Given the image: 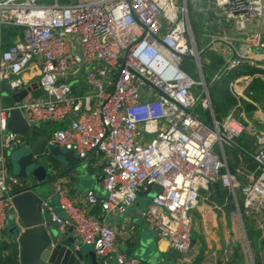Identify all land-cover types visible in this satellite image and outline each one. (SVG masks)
Segmentation results:
<instances>
[{"label": "built area", "instance_id": "1", "mask_svg": "<svg viewBox=\"0 0 264 264\" xmlns=\"http://www.w3.org/2000/svg\"><path fill=\"white\" fill-rule=\"evenodd\" d=\"M192 5L199 12L208 9L207 26L229 23L236 32L264 14V0H193ZM3 27L19 28L5 48ZM256 36L264 61V40ZM194 51L187 0H0V238L9 212L15 216L9 195L21 186L8 151L28 144L7 127L12 109L20 111L30 133L67 122L47 133V147L70 150L80 160L89 154L100 158L103 195L87 190L78 205L57 183L65 216L45 202L42 207L58 234L71 231L91 247L99 264H142L117 250L106 218L124 212L152 184L158 189L140 215L182 262L192 249L190 211L211 184L224 187L236 206L238 193L239 215L264 214V129L252 126L261 117L242 116L243 101H249L242 78L248 76L227 83L233 103L218 119L199 63L198 79L180 67ZM244 65L264 71L263 64L235 54L213 77ZM23 90L25 95L13 100ZM3 93L9 104H2ZM248 129L252 151L244 153L255 167L231 171L225 148L235 147ZM94 206L97 215L90 212Z\"/></svg>", "mask_w": 264, "mask_h": 264}, {"label": "crops", "instance_id": "2", "mask_svg": "<svg viewBox=\"0 0 264 264\" xmlns=\"http://www.w3.org/2000/svg\"><path fill=\"white\" fill-rule=\"evenodd\" d=\"M205 29V37L201 36V40H206L202 50L206 49L207 52H212L209 59L206 57V65L210 64V60L214 61V65L219 68L223 60L231 55H241L251 58L254 62L260 63L262 60L263 52L258 48L257 36L263 41L264 40V14L261 19L254 21L253 23L247 25L244 30L236 32L229 23H210ZM198 43L201 44V41ZM199 47V44H197ZM201 49V48H200ZM258 59V61H257ZM260 61V62H259ZM199 78V73H197ZM191 76V75H190ZM203 80L206 82L209 77L207 73L201 72ZM244 77L246 80V87L253 79H258L261 82L262 88H264V72L257 71L251 75H246ZM210 80V79H209ZM251 109L245 110L243 108V118L247 120V116L255 114L261 120L254 119L252 121V126L255 128H264V99L257 104L256 102L249 99L246 102ZM222 116H218L220 119ZM67 122L55 124V125H41L35 128L36 133L46 137L47 133L55 127L66 126ZM245 136L243 142L245 145L241 147H226V162L229 170H234L238 166V157L233 159L232 150L239 149L241 151L247 150L245 152H251V133L250 129L243 134ZM249 141V142H247ZM237 144V143H236ZM237 152V150H236ZM83 168V174L81 169L75 168H62L56 169L52 174L51 182V193L47 200H44L45 204L51 206L56 213L60 216H65L59 207V197L54 190L55 184H61L65 194L71 198L76 204L83 205L85 202V193L87 190H94L98 194H104L102 189V176H101V160L93 154L80 160ZM82 175H86V179L82 180ZM210 185L208 189L200 195L196 206L190 211L191 217V246L192 249L187 255V258L182 259L176 258V253L171 250L169 254H166L168 247L165 240L161 239L159 236L158 241L155 244L156 253L159 256L166 257L167 260L158 264H244L243 255L241 250L238 248L240 243V230L236 219L235 212L237 211V206L232 199L231 195L226 190V194L223 198L219 200V196L213 192ZM224 188V187H223ZM154 191L151 189L141 190L138 194L136 203L128 207L124 212L113 211L107 218L106 223L113 227L115 230V246L117 250L129 254L138 258L142 264H147L145 262V253L140 254L137 249L139 246V240L143 235V239L146 241L151 238L152 235L156 234L155 229L150 225L148 219L140 215V210H146L150 206V200ZM228 195V196H227ZM239 196V195H238ZM229 197V198H228ZM239 200L241 197L239 196ZM237 202V201H236ZM240 201L239 206L240 207ZM90 212L94 215L100 213L98 206L91 208ZM12 215V214H11ZM15 215V214H14ZM264 215V214H255ZM255 215L244 216L246 219H252ZM7 224V221H6ZM48 225L50 227H55L48 219ZM56 229V227H55ZM259 229V227H258ZM246 235V234H245ZM63 239L71 238L74 240L75 244L81 243L80 240L73 235L71 231H68L65 235H60ZM251 241L253 244L259 245L256 247L258 258L255 264H264V234L263 232L258 234L249 233ZM8 238L6 234V225L2 232V238ZM260 239V240H259ZM260 241V242H259ZM260 244L262 247H260ZM153 245V243H152ZM238 248V249H237ZM19 253V247L17 244L12 246V254L17 259ZM2 264H10L3 261Z\"/></svg>", "mask_w": 264, "mask_h": 264}, {"label": "water", "instance_id": "3", "mask_svg": "<svg viewBox=\"0 0 264 264\" xmlns=\"http://www.w3.org/2000/svg\"><path fill=\"white\" fill-rule=\"evenodd\" d=\"M194 58L198 64L196 51ZM260 63L264 65V61ZM25 93V90L20 91L12 98L18 101ZM7 127L27 137L28 144L20 147L13 145L8 151L11 171L20 178L21 186L9 195L15 216L7 219L8 238H0V264L12 255L14 244L19 247L17 264H99L92 249L83 251L80 243L75 244L71 238L63 239L56 229L48 225V219L42 211L44 199L35 191L39 186L51 184L56 169H78L80 159L74 152L62 147H47L46 137L30 133L18 109L10 110ZM149 189L156 192L158 187L152 184ZM158 239V235L154 234L146 241L143 235L139 240L137 249L140 254L145 253L147 264L167 260L155 251ZM170 252L171 249L167 248L166 254Z\"/></svg>", "mask_w": 264, "mask_h": 264}, {"label": "rangeland", "instance_id": "4", "mask_svg": "<svg viewBox=\"0 0 264 264\" xmlns=\"http://www.w3.org/2000/svg\"><path fill=\"white\" fill-rule=\"evenodd\" d=\"M192 1L193 0H187V14H188V21L192 30V34L194 36L195 39V45H196V49L198 51V61H199V66L202 71V66H205V59L206 57L210 58V55L212 56V52H207L206 53V49L202 50L204 44L207 42L206 40L208 39H203L201 40V33H203V31L205 29H203V27H207V18H208V9L206 10H201L203 12H199V10L197 11L195 8V5H192ZM176 2L179 4V0H176ZM204 7V6H201ZM206 7V6H205ZM207 11V12H206ZM17 28L14 27H3L2 32L3 33H9V35L12 33L13 35L16 33ZM11 34V35H12ZM200 40L202 41L201 44L198 43V41L200 42ZM197 44H199V47L197 46ZM201 48V49H200ZM191 64H192V70L196 71L198 73V66L197 63L195 61L194 58L191 59ZM221 66V65H220ZM219 66V67H220ZM246 67H250V68H255L252 65H244ZM243 67V66H242ZM206 68V73L210 79V81H206L205 83H208L207 86L209 87V85H211V83H213L214 81L218 82L220 80L221 77L219 78H214L213 75L217 72V70L219 68H217V66L214 65V61L210 60V64L205 66ZM259 70V69H258ZM218 87L215 88L216 92L215 93V98L213 101V106L216 107V115L217 116H222L224 117L228 111L230 110V105H229V100H227L224 96V93H220V92H224V89L227 90V86H225V88L223 89V87L219 84H217ZM261 82L258 79H253L250 81L249 86L245 89L246 90V98L249 100H252L254 102H256L257 104H259V102H261V100L264 99V88H262L261 86ZM218 88H222V89H218ZM5 89V87H3V90ZM5 91V90H4ZM246 102V101H243ZM10 103V98L7 97L4 93L2 94V104H9ZM221 117V118H222ZM247 120H251V116L248 115L247 116ZM264 129V128H262ZM252 136H250L251 138ZM251 148H252V138H251ZM249 142V141H247ZM246 143V142H245ZM225 152H226V148H225ZM233 153V159H237V157H239V152H236V150H232ZM14 156V153H13ZM81 162H79V168L81 169V173L83 174V168L82 165H80ZM82 180L84 181L86 179V175H82ZM35 191L41 196V198H43L44 200H47V198L49 197L50 193H51V184L48 185H42L39 186L38 188L35 189ZM236 201L238 203L239 206V196L238 193L236 192ZM11 211L9 212V217L12 216L11 215ZM45 215L47 217V219H49L48 213L45 212ZM236 215V219L239 225V234H240V243H239V249L242 252L243 255V260H244V264H255L256 259L258 258L257 255V249L256 247H258L259 245H254L253 241H251V238L249 236V233H254L256 234V232H258V234L262 233L264 234V215H255L252 219L248 218L246 219L242 214H238L237 211L235 212ZM50 221V220H49ZM259 227V229H258ZM55 229V227H53ZM246 234V235H245ZM260 240V239H259ZM260 242V241H259ZM81 247L83 249V251L89 250L91 249V247L89 245H85L83 243H80ZM260 247L261 244H260ZM237 248V249H238ZM146 256V255H145ZM169 260H167L168 262ZM170 262V261H169Z\"/></svg>", "mask_w": 264, "mask_h": 264}, {"label": "trees", "instance_id": "5", "mask_svg": "<svg viewBox=\"0 0 264 264\" xmlns=\"http://www.w3.org/2000/svg\"><path fill=\"white\" fill-rule=\"evenodd\" d=\"M7 28H9V27H7ZM14 28H16V27H14ZM19 30V28H17V31ZM16 31V32H17ZM12 34V33H11ZM9 35V33H3L2 32V47L3 48H5L6 46H8L9 44H10V42H11V38H12V36H13V34L12 35ZM191 59H192V57L191 56H185L184 58H183V60H182V62H181V65H180V67H181V69H183L185 72H187L189 75H191V77L192 78H196L197 77V74L195 73V71L194 70H192L193 68L191 67L192 66V64H191ZM206 66V65H205ZM205 66H202V71H203V74L206 72V68H205ZM257 71H261V70H258V69H254V68H250V67H246V66H241V67H238V68H235V69H232V70H230V71H228V72H226V73H224V74H222L220 77V80L218 81V82H216V81H214L213 83H211V85H209V87H208V95H209V98H210V101H211V104H212V108H213V112H214V115H215V117L217 118L218 116L216 115V107L215 106H213V101H214V98H215V93L216 92H218V91H216V89L215 88H217L218 87V85L217 84H219V85H221L222 87H223V89L225 88V86H227V83L230 81V80H232V79H234V78H236V77H238V76H241V75H251V74H253V73H255V72H257ZM264 72V71H263ZM208 82L210 81L209 79L207 80ZM208 83H206V85H207ZM218 89H222V88H218ZM220 93H224V96H225V98L227 99V100H229V105L231 106L232 105V103H233V98L230 96V94L228 93V91L227 90H225L224 89V92H220ZM243 108L245 109V110H248V109H251L252 108V106H250L249 104H247L246 102H243ZM33 134H34V136L35 135H39L38 133H36V131L34 130L33 131ZM245 138V136L244 135H242V136H240L239 138H237L236 140H235V143H237L236 145L239 147H241V144H242V146L243 145H245V143L243 142V140H246V139H244ZM237 146H235V147H237ZM237 147V148H238ZM236 148V150H237V152H239V158H238V166H240L245 172L247 171H252L253 169H254V162L250 159V157L246 154V153H244L245 151H247V150H243V151H241V150H239V149H237ZM212 186V189H213V192L216 194V192H217V194H218V198H219V200L221 199V198H223L224 197V195L226 194V189L225 188H223L218 182H216V183H213V184H211ZM228 196V195H227ZM229 198V197H228ZM4 249V248H3ZM5 262H8V263H10V264H17V260H16V258L13 256V254L11 255V256H9V257H7L5 260H4ZM258 264V263H257Z\"/></svg>", "mask_w": 264, "mask_h": 264}, {"label": "bare ground", "instance_id": "6", "mask_svg": "<svg viewBox=\"0 0 264 264\" xmlns=\"http://www.w3.org/2000/svg\"><path fill=\"white\" fill-rule=\"evenodd\" d=\"M242 80H244V77L242 78Z\"/></svg>", "mask_w": 264, "mask_h": 264}]
</instances>
